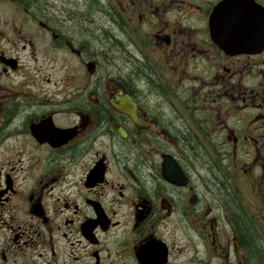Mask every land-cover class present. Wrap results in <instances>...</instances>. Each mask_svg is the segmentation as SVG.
<instances>
[{"label":"flooded vegetation","instance_id":"1","mask_svg":"<svg viewBox=\"0 0 264 264\" xmlns=\"http://www.w3.org/2000/svg\"><path fill=\"white\" fill-rule=\"evenodd\" d=\"M97 2L0 0V264H252L264 0Z\"/></svg>","mask_w":264,"mask_h":264},{"label":"trees","instance_id":"2","mask_svg":"<svg viewBox=\"0 0 264 264\" xmlns=\"http://www.w3.org/2000/svg\"><path fill=\"white\" fill-rule=\"evenodd\" d=\"M91 5V0H86V6ZM92 16L95 19L93 30L90 32H85L80 29L78 24H76V26L74 27L75 34L79 36L82 35L90 37L94 42L96 49H106L107 47L108 49H114V54H119V47L112 44L114 40L109 35L103 36L97 34L103 31L106 22L109 20V16L99 10H94ZM122 60L123 63L130 68L136 65L134 59L126 57V55L123 56ZM140 77L143 78L144 76L141 74ZM230 194V191L226 189H220V196L227 202H229V207L232 209V211L240 213L238 209L239 203L235 201L234 197ZM240 233L242 235V239H244V241L246 242V245L248 244V251L251 256L252 264H264V242L261 241L255 230L250 229L249 227L244 225Z\"/></svg>","mask_w":264,"mask_h":264},{"label":"water","instance_id":"3","mask_svg":"<svg viewBox=\"0 0 264 264\" xmlns=\"http://www.w3.org/2000/svg\"><path fill=\"white\" fill-rule=\"evenodd\" d=\"M226 52H229L231 49H222ZM263 49H236V53H242V52H252L254 54L260 52ZM237 257H238V264H244L243 258L240 255V247L238 245L237 247Z\"/></svg>","mask_w":264,"mask_h":264},{"label":"bare ground","instance_id":"4","mask_svg":"<svg viewBox=\"0 0 264 264\" xmlns=\"http://www.w3.org/2000/svg\"><path fill=\"white\" fill-rule=\"evenodd\" d=\"M89 7H90V9H85V10H84L86 14L91 13V12H93L94 10H99V8H100V4L97 2V0H94V1H92V5L89 6ZM243 214H244V215H248V212H246V211L244 210V211H243ZM256 226H257V225H256V223H255V221H254V227H256Z\"/></svg>","mask_w":264,"mask_h":264},{"label":"rangeland","instance_id":"5","mask_svg":"<svg viewBox=\"0 0 264 264\" xmlns=\"http://www.w3.org/2000/svg\"><path fill=\"white\" fill-rule=\"evenodd\" d=\"M89 39H91L90 37H89ZM91 44L92 45H90V49H96V46L94 45V42H91ZM104 48V47H103ZM106 49H108L107 47H106ZM61 74H57V75H55V77H59Z\"/></svg>","mask_w":264,"mask_h":264}]
</instances>
